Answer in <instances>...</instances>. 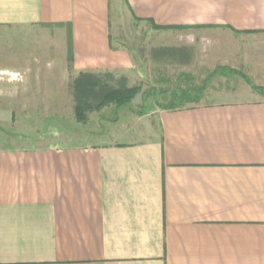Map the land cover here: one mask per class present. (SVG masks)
I'll return each mask as SVG.
<instances>
[{
    "label": "crops",
    "instance_id": "0c3cea01",
    "mask_svg": "<svg viewBox=\"0 0 264 264\" xmlns=\"http://www.w3.org/2000/svg\"><path fill=\"white\" fill-rule=\"evenodd\" d=\"M133 23L264 45V0H0V26L58 28L78 73L131 71ZM149 115L97 142L0 146V264H264V100Z\"/></svg>",
    "mask_w": 264,
    "mask_h": 264
},
{
    "label": "rangeland",
    "instance_id": "374dc122",
    "mask_svg": "<svg viewBox=\"0 0 264 264\" xmlns=\"http://www.w3.org/2000/svg\"><path fill=\"white\" fill-rule=\"evenodd\" d=\"M120 36L134 68L89 73L84 81L83 72L69 69V58L62 61L66 44L58 28L0 26V146L97 142L150 121L178 87L202 88L194 92L196 105L264 100L241 75L264 89V45L255 38L141 23L126 24ZM126 88L136 94L125 105L106 98Z\"/></svg>",
    "mask_w": 264,
    "mask_h": 264
},
{
    "label": "trees",
    "instance_id": "16d2710c",
    "mask_svg": "<svg viewBox=\"0 0 264 264\" xmlns=\"http://www.w3.org/2000/svg\"><path fill=\"white\" fill-rule=\"evenodd\" d=\"M69 69H73V53H72V47H70V54H69ZM84 73V81H88V77H92L91 74L88 72ZM89 75V76H88ZM242 77L256 90H258L260 93L264 92V89H260V87H257L253 84L252 80L247 76L241 73ZM89 77V78H90ZM94 77V76H93ZM84 81H78L84 82ZM202 88H187L183 89L182 87H178L177 89L173 90L171 92V101L167 105H165L164 109H179V108H185L191 105H196L195 103H199L197 99L194 97V92H202ZM136 94V88H126L124 90H113L110 93L106 95V98H108L110 101H118L119 105H125L128 103Z\"/></svg>",
    "mask_w": 264,
    "mask_h": 264
}]
</instances>
